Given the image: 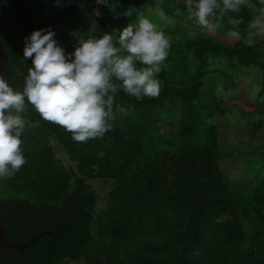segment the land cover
Segmentation results:
<instances>
[{
	"label": "trees",
	"instance_id": "1",
	"mask_svg": "<svg viewBox=\"0 0 264 264\" xmlns=\"http://www.w3.org/2000/svg\"><path fill=\"white\" fill-rule=\"evenodd\" d=\"M70 1L79 0H0L13 6L0 8V37L13 55L2 87L0 183L42 187L38 199L19 188L0 199L11 240L39 236L23 250H4L0 264H264V158L249 159L262 181L234 192L219 166L229 153L202 121L222 109L202 92L228 86L237 70L264 69L262 52L199 29L156 36L145 24L146 38L120 49L98 29L68 39L63 30L76 27ZM123 1L102 7L116 31L126 22V33L127 16L142 18L149 7L169 17L190 11L241 37L254 21L240 0H205L201 10L177 0ZM252 1L264 11V0ZM214 59L226 69L211 68ZM96 67L104 73L90 83ZM173 108L185 114L183 125L160 132ZM50 137L75 168L57 158ZM87 179L116 184L98 215L100 195Z\"/></svg>",
	"mask_w": 264,
	"mask_h": 264
},
{
	"label": "rangeland",
	"instance_id": "2",
	"mask_svg": "<svg viewBox=\"0 0 264 264\" xmlns=\"http://www.w3.org/2000/svg\"><path fill=\"white\" fill-rule=\"evenodd\" d=\"M138 1L124 0L121 5L133 6ZM177 1L186 5H194L199 10L205 9L209 5L205 0ZM240 1L245 3L254 15V21L249 23L252 28L243 37L234 33L215 31L210 25L208 26L207 23L199 20L193 12H184L180 17H169L153 7L147 8L142 18H138L135 13L127 16L128 23L131 26L127 31L128 33L124 32V30H127L126 22H123L120 30L116 31L112 27L114 14L109 12L108 7H102V0L70 1L69 7L74 11L76 27L63 30V35L68 39L75 38V40H79L81 35L87 34L90 37L98 29L103 32L104 38L109 44L120 49L125 45L134 44L146 38L145 27L152 35L161 37L170 34L186 35L188 32L199 29L214 36L227 46H234L238 43L255 44L263 54V56H258L257 59L264 61V11L260 10L252 0ZM111 10L114 11V8ZM118 15L122 14L119 12ZM210 67L226 69L221 59L210 60ZM103 73L102 69L94 68L90 72L91 78L88 81L90 83L98 81ZM202 95L206 99L214 98L221 104V110L215 111L209 116L204 115L202 121L215 126L218 132L219 150L229 153L227 157L225 156L219 161L224 178L236 193L247 189L252 184L260 183L263 172L253 170L249 159L264 158V147H262L264 144V69L258 65H251L248 68L237 70L231 84L225 86L216 83L204 90ZM184 117L185 114L182 110L173 108V110H170L169 118L159 120L157 127L160 132L176 134L179 126L184 123ZM50 140L57 158L66 167L75 168L76 163L70 159L64 148L53 137H50ZM259 146L262 148L256 150ZM251 150H253L252 155L248 153ZM253 167L255 168V166ZM87 183L90 184L91 189L100 195V200L96 205L98 215L107 207L109 193L116 187L115 181L111 179H87ZM15 188L24 190L25 196L34 199H38L42 194L41 185L34 187V185L21 186L12 182H1L0 199L15 197L17 195L14 192V190L16 191ZM244 223L246 236L249 238L253 231L251 222L245 219Z\"/></svg>",
	"mask_w": 264,
	"mask_h": 264
},
{
	"label": "water",
	"instance_id": "3",
	"mask_svg": "<svg viewBox=\"0 0 264 264\" xmlns=\"http://www.w3.org/2000/svg\"><path fill=\"white\" fill-rule=\"evenodd\" d=\"M1 7L12 8L13 6L7 3H0V8ZM12 59L13 55L10 51V48L5 44L3 38L0 37V110L2 108V87L5 79V73L8 66L11 64ZM38 238L39 236H37L35 239L26 244L15 243L13 240L10 239L7 227L3 225L2 219L0 217V254L6 249L23 250L24 248L32 245Z\"/></svg>",
	"mask_w": 264,
	"mask_h": 264
},
{
	"label": "flooded vegetation",
	"instance_id": "4",
	"mask_svg": "<svg viewBox=\"0 0 264 264\" xmlns=\"http://www.w3.org/2000/svg\"><path fill=\"white\" fill-rule=\"evenodd\" d=\"M32 240H33V238H31V239H29V240H27V241H24V242H22V243H19V244H26V243H28V242H30V241H32ZM14 253L17 254L18 251H15V250H14ZM18 255H19V257H21L20 253H18Z\"/></svg>",
	"mask_w": 264,
	"mask_h": 264
}]
</instances>
